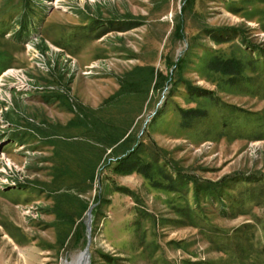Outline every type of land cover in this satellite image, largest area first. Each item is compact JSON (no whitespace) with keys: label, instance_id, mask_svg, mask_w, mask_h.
Listing matches in <instances>:
<instances>
[{"label":"rangeland","instance_id":"rangeland-1","mask_svg":"<svg viewBox=\"0 0 264 264\" xmlns=\"http://www.w3.org/2000/svg\"><path fill=\"white\" fill-rule=\"evenodd\" d=\"M57 1L0 0V264L91 210L90 264H264V0Z\"/></svg>","mask_w":264,"mask_h":264},{"label":"water","instance_id":"water-1","mask_svg":"<svg viewBox=\"0 0 264 264\" xmlns=\"http://www.w3.org/2000/svg\"><path fill=\"white\" fill-rule=\"evenodd\" d=\"M91 223H92V210L89 212V215H88V221H87V231H88V245H87V248L85 249V251L83 252L87 258H89L90 256V245H91V242H92V237H91V230H92V226H91ZM89 262V260L87 261V263Z\"/></svg>","mask_w":264,"mask_h":264},{"label":"bare ground","instance_id":"bare-ground-1","mask_svg":"<svg viewBox=\"0 0 264 264\" xmlns=\"http://www.w3.org/2000/svg\"><path fill=\"white\" fill-rule=\"evenodd\" d=\"M60 1V0H59ZM59 1H57L56 3H55V5L59 2ZM14 73V71H9L7 74H5V75H3V77L2 78H4L5 76H8L9 74H13ZM89 260V262L87 263V261ZM70 264H90V256H89V258H87V256L84 254V253H82L79 257H77L72 263H70Z\"/></svg>","mask_w":264,"mask_h":264},{"label":"built area","instance_id":"built-area-1","mask_svg":"<svg viewBox=\"0 0 264 264\" xmlns=\"http://www.w3.org/2000/svg\"><path fill=\"white\" fill-rule=\"evenodd\" d=\"M16 71L15 69H9V70H7V71H5L4 73H3V75H5V74H7L9 71ZM3 75H2V77H3Z\"/></svg>","mask_w":264,"mask_h":264}]
</instances>
